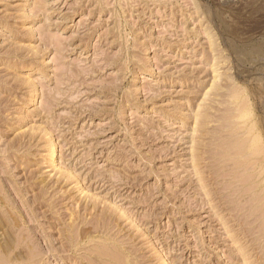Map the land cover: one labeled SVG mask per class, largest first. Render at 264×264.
Returning a JSON list of instances; mask_svg holds the SVG:
<instances>
[{"label":"rangeland","instance_id":"obj_1","mask_svg":"<svg viewBox=\"0 0 264 264\" xmlns=\"http://www.w3.org/2000/svg\"><path fill=\"white\" fill-rule=\"evenodd\" d=\"M253 138L264 0H0V222L17 264H264V152L233 144Z\"/></svg>","mask_w":264,"mask_h":264},{"label":"bare ground","instance_id":"obj_2","mask_svg":"<svg viewBox=\"0 0 264 264\" xmlns=\"http://www.w3.org/2000/svg\"><path fill=\"white\" fill-rule=\"evenodd\" d=\"M215 48H216V46H215ZM219 69L217 68L216 69V71H218ZM216 71H214V73H217L218 74V72H216ZM221 74V73H220ZM216 77H218L219 76V74L218 75H215ZM223 76V75H222ZM222 76L221 77H218V78H221L220 80H222ZM216 77H215V79H216ZM214 78V77H213ZM214 79V80H215ZM217 81V80H216ZM215 81V82H216ZM218 82H220L219 80H218ZM215 84H214V82H213V87L212 88H214L215 86H217V84L214 86ZM219 85V84H218ZM211 88V87H210ZM216 88H218V87H216ZM215 88V89H216ZM219 89H221V87L219 88ZM233 89L234 88H232L231 90L233 91ZM236 89H238V88H236ZM240 89V88H239ZM213 91V89H210V91L209 92H212ZM215 91V90H214ZM236 91V90H235ZM234 91V93H236ZM240 91V90H239ZM241 91H242V89H241ZM244 91V90H243ZM209 92H207L206 94H208ZM232 93V92H231ZM242 93V92H241ZM243 93H245V92H243ZM242 93V94H243ZM210 94H213V93H210ZM237 95H238V93L237 94H233V96L232 95H230V96H232V98H231V100L232 101H238L239 100V98L237 97ZM209 97L211 96V95H208ZM207 96V98H209ZM239 96H240V93H239ZM244 98H246V97H244ZM248 99V98H247ZM246 99V100H247ZM247 101H244V103H246ZM237 103V102H236ZM245 105H248V104H245ZM242 105H240V108L238 109V110H240V109H243L242 107H241ZM233 107V106H232ZM236 109H234V111H235ZM245 110V109H244ZM247 110V109H246ZM245 110V111H246ZM233 111V112H234ZM243 111V110H242ZM242 111H238L237 113H241ZM251 112V111H250ZM249 111L248 112H243V113H241L240 115H238V118L239 119H242L243 121H245V117H247L248 119H249V117L251 116V113H250ZM235 114V113H234ZM229 116H231L230 114H229ZM235 116H236V114H235ZM228 118H230V117H227V119ZM232 119H234L233 118V116L231 117ZM246 118V119H247ZM229 120V119H228ZM239 121V123H241V120H236L235 122H238ZM229 123H231V120L229 121ZM239 123H237V124H239ZM248 123V122H247ZM234 124H236V123H232L231 125H234ZM246 124V123H245ZM227 126L228 125H230V124H226ZM231 125H230V127H231ZM240 126V125H239ZM244 126V125H243ZM253 126H255V125H253ZM234 127H236L235 125H234ZM226 127H223V129H225ZM229 128V127H228ZM240 128H242L243 129V127H240ZM227 129V128H226ZM242 129H240V130H242ZM251 128H249V130H250ZM238 130H239V127H238V129H234V133L235 134H237V132H238ZM227 132H228V130H227ZM253 132V131H252ZM227 134V133H226ZM227 135H229V134H227ZM226 135V136H227ZM238 135V134H237ZM237 135H234L233 137H235V136H237ZM240 135H242V133H240ZM230 136V135H229ZM248 136V135H247ZM257 136V135H256ZM255 136V137H256ZM227 138H230V137H226V139ZM235 138H237V137H235ZM241 138H242V136H241ZM257 138H258V136H257ZM257 138H253L250 142H248V140H241V142H239V143H237V141H240V140H238L237 139V141H235V143H233V144H237L238 146L235 148L236 149V151H235V153L236 152H238V151H240V150H238V149H244V150H247V152L249 153V154H247V156L248 155H250L251 157L253 156V157H256V156H260V155H262V153L264 152V147L262 146V144L260 145V140H258ZM52 140V139H51ZM234 140V139H233ZM229 141H232V138H231V140H229ZM53 142V141H52ZM50 143V144H52V147H51V149H50V157H51V161H52V165H54L55 167H58L59 166V164H57V162H56V160H57V158H58V150H57V145L53 142V143ZM233 142V141H232ZM224 143H230V142H228V141H225ZM223 143V144H224ZM223 144H222V146H223ZM264 144V143H263ZM221 145V144H220ZM219 145V149H221L220 151H222L223 150V148L224 147H221ZM230 145V144H229ZM228 145V146H229ZM225 146V148L224 149H226L225 150V152H228V149H231V148H226V147H228V146H226V145H224ZM231 146V145H230ZM241 147V148H240ZM218 149V150H219ZM232 150V149H231ZM223 152H224V150H223ZM231 153H232V151H231ZM230 153V154H231ZM235 153H233L236 157H237V154H235ZM242 153V152H241ZM243 153H245L246 154V152H243ZM232 155V154H231ZM234 155L232 156V157H234ZM217 156V155H216ZM218 156H224L223 154L222 155H219L218 154ZM226 157H228V156H226ZM229 157H231V156H229ZM243 157V156H242ZM219 158V157H218ZM222 158H225V157H222ZM259 158V157H258ZM234 159V158H233ZM243 159H245L246 161H247V159H249V157H247V159H246V157L245 158H243ZM252 159V158H251ZM250 159V160H251ZM224 160H226V158L224 159ZM233 162H234V160H232ZM226 162V161H225ZM236 162V163H235ZM234 163H235V165H237V163H239V162H237V161H235ZM253 163H257L256 161H252ZM244 163H240V165L242 166ZM56 165H58V166H56ZM255 165V164H254ZM238 166V165H237ZM236 166V167H237ZM235 167V168H236ZM240 167V166H239ZM250 167H251V163H250V165H249V168H248V165H247V169L250 171ZM243 168V167H242ZM241 170V169H240ZM242 170H245V169H242ZM236 171H239V169L238 170H236ZM251 171H254L253 169H252V167H251ZM246 172L244 171L243 173H241V174H245ZM248 173V172H247ZM258 173H263L264 174V168H263V171H260V172H258ZM257 174V173H256ZM258 175V174H257ZM247 176H251L250 178H254V176L253 175H248L247 174ZM247 176L246 177H244L243 179H242V181H243V183H245L246 181H245V179L247 178ZM240 177H243V176H240ZM258 178V177H257ZM242 181H240V182H242ZM252 181V180H251ZM258 181V180H257ZM261 182V181H260ZM250 183V182H249ZM261 183H264V181L263 182H261ZM245 184H247V182L245 183ZM258 184H259V182H258ZM244 185V184H243ZM250 185H251V183H250ZM252 186V185H251ZM256 186L257 185H255V187L253 188H251V187H249V188H251V189H253V191H254V189L256 188ZM247 187V186H246ZM245 187V188H246ZM249 188H247V192L249 193V191L251 190V189H249ZM244 189V188H243ZM245 191H246V189H244ZM263 190V189H262ZM243 191V190H242ZM251 192V191H250ZM260 194H262V192L260 193ZM260 194L258 195V197L256 198V201H257V199H259V196H260ZM256 195V194H255ZM252 197H254V195L252 196ZM254 200V202H256L255 201V199H253ZM262 200H264V197H263V199ZM262 200L257 204V205H255V207L256 206H258V205H260V203L262 202ZM264 202V201H263ZM262 208L263 207H261V209L260 210H262ZM257 211H259V210H257ZM260 212V211H259ZM264 212V211H263ZM260 216H263L264 217V213H263V215H261L260 214ZM263 217H261V218H263ZM3 223V221L2 222H0V231H3V233L1 234L0 233V264H17L18 262V260L15 258V257H11L12 256V253L13 252H15V250H14V239H12V237H10L9 236V232H7L8 230H7V226H5L6 228H4V227H2V224ZM3 224H5V223H3ZM263 226H264V223H263ZM9 228V227H8ZM4 229L5 230H7V231H4ZM10 230V229H9ZM21 238V237H20ZM23 240V239H22ZM17 242V241H16ZM19 244H21V239L19 240ZM24 243V242H23ZM23 245H25V244H23ZM108 245V244H107ZM16 246H17V244H16ZM20 246V245H19ZM99 246V245H98ZM112 246V245H111ZM16 248V247H15ZM111 249V248H110ZM109 249V250H110ZM30 250V249H29ZM98 250V249H97ZM102 251V250H101ZM106 251L107 252H109L108 251V249H107V247H106ZM117 251V250H116ZM102 252H105V251H102ZM33 253V252H32ZM113 253V252H112ZM116 253V252H115ZM23 254V253H22ZM98 254V253H97ZM106 254V252L103 254V255H105ZM120 254V253H119ZM18 255V257H19V254H17ZM30 255H31V253H30ZM29 255V256H30ZM98 255H100V254H98ZM120 255H122V254H120ZM20 256H22V255H20ZM33 256H35L34 254H33ZM33 256H31L30 258H31V261H30V264H31V262H34L33 260V258H36V256H38L37 254H36V256L35 257H33ZM102 256V255H101ZM110 257H111V255H109ZM24 257V256H23ZM33 257V258H32ZM39 257V256H38ZM19 258H21V257H19ZM28 258V257H27ZM29 258V259H30ZM106 258V257H105ZM118 257H115V259H117ZM127 258V257H126ZM25 259V258H24ZM111 259H113V257H111ZM120 259H121V256H120ZM20 260V259H19ZM27 260V259H26ZM122 260H125V259H123L122 258ZM118 261H119V258H118ZM23 262V261H22ZM24 262H26L25 260H24ZM36 262H38V261H36ZM113 262H115V261H113ZM124 262V264H125V261H123ZM27 263H28V261H27ZM116 263V262H115ZM119 263V262H118ZM40 264H41V262H40ZM120 264V263H119ZM123 264V263H122Z\"/></svg>","mask_w":264,"mask_h":264}]
</instances>
